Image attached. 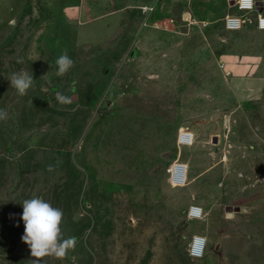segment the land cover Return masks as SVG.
Listing matches in <instances>:
<instances>
[{"label": "rangeland", "instance_id": "1", "mask_svg": "<svg viewBox=\"0 0 264 264\" xmlns=\"http://www.w3.org/2000/svg\"><path fill=\"white\" fill-rule=\"evenodd\" d=\"M84 1L0 0V264H32L20 215L33 197L62 209L64 237L78 238L66 258L41 264H264L255 13L231 31L201 0L195 16L186 0H154L149 14L110 0L125 13L109 31L75 14ZM65 50L75 65L58 77ZM21 69L34 79L24 96L8 81ZM180 130L191 145L179 146ZM176 160L189 168L183 186L169 182ZM195 234L207 238L200 258L188 253Z\"/></svg>", "mask_w": 264, "mask_h": 264}, {"label": "clouds", "instance_id": "2", "mask_svg": "<svg viewBox=\"0 0 264 264\" xmlns=\"http://www.w3.org/2000/svg\"><path fill=\"white\" fill-rule=\"evenodd\" d=\"M251 3L252 0H249ZM18 63H23L19 60ZM57 66L56 75H66L75 65L74 60L65 50L55 61ZM10 87L14 88L20 96L27 94L33 85V77L25 69L14 72L9 77ZM56 99L60 104H70L72 98L63 93L57 92ZM9 114L6 109L0 108V122L6 121ZM52 170V166H49ZM22 214L20 219L24 224V233L21 240L25 243L31 256L34 258L32 264H41L46 257H54L63 260L69 251H73L78 242L75 236L65 238L62 231L64 220L63 210L54 207L50 202L41 197L25 199L22 202Z\"/></svg>", "mask_w": 264, "mask_h": 264}, {"label": "built area", "instance_id": "3", "mask_svg": "<svg viewBox=\"0 0 264 264\" xmlns=\"http://www.w3.org/2000/svg\"><path fill=\"white\" fill-rule=\"evenodd\" d=\"M232 7L236 8L238 13H228L222 18L223 26L227 30L238 31L242 29L246 23L245 15L255 13L254 26L264 31V12L257 0H235ZM154 6H142L141 10L144 14H149ZM196 23V20H191ZM194 136L189 131H181L178 133L177 142L179 146H188L193 143ZM188 166L186 163L176 160L168 167L169 182L173 186H183L188 180ZM202 208L192 205L189 209L188 216L191 219L199 218L202 215ZM207 244V238L202 235L195 234L188 248V253L193 258H200L204 255Z\"/></svg>", "mask_w": 264, "mask_h": 264}, {"label": "crops", "instance_id": "4", "mask_svg": "<svg viewBox=\"0 0 264 264\" xmlns=\"http://www.w3.org/2000/svg\"><path fill=\"white\" fill-rule=\"evenodd\" d=\"M154 0H130V3L133 7H141L142 6H153ZM187 6L190 10L185 12V15L195 16L198 13L196 8L192 7L194 5L193 1L195 0H186ZM204 1V8L202 9L203 14L212 15V14H228L231 13L232 4L235 0H201ZM261 5V9L264 12V0H257ZM118 6V0H116V7ZM113 7L111 8L110 0H89L85 3L82 2L79 9L75 12L79 17L87 23L98 21H103V27L105 30L113 31L119 29V19L123 17L124 10L120 8ZM224 17V16H223ZM97 19V20H96ZM263 31V30H262ZM226 65L228 63L233 62V58L231 56H225L223 58ZM182 147V146H180Z\"/></svg>", "mask_w": 264, "mask_h": 264}]
</instances>
